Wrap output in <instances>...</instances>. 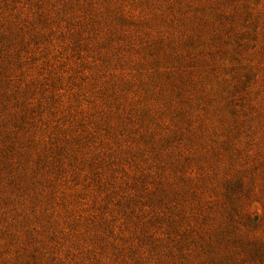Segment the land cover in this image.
<instances>
[{"label":"rangeland","instance_id":"obj_1","mask_svg":"<svg viewBox=\"0 0 264 264\" xmlns=\"http://www.w3.org/2000/svg\"><path fill=\"white\" fill-rule=\"evenodd\" d=\"M0 264H264V0H0Z\"/></svg>","mask_w":264,"mask_h":264}]
</instances>
